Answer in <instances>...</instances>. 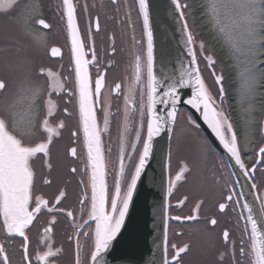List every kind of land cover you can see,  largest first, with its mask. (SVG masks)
Segmentation results:
<instances>
[{
    "label": "snow or ice",
    "instance_id": "6c2138e0",
    "mask_svg": "<svg viewBox=\"0 0 264 264\" xmlns=\"http://www.w3.org/2000/svg\"><path fill=\"white\" fill-rule=\"evenodd\" d=\"M116 3V0H112ZM178 19L182 23V32L185 37V50L190 57L188 66L181 65L180 77L170 84L164 81L168 78L161 76L158 78L155 73V57L153 45V31L150 24L149 0H138V14L142 17L143 32L147 37L146 52H141L134 56L135 80L137 84L144 83L142 76L146 73V92L139 93L136 98L135 91L132 95L123 94L124 117L125 120L135 122L136 114L139 116L140 129L146 124V138L142 137L141 131H135V142L125 140L131 135L128 124L123 126L120 138L119 171L114 173V192L110 191L108 176V161L105 159L103 148L102 129L98 121V111L103 112V131H107L110 125L109 112L111 109V88L106 82L107 69L99 66L101 64L96 52H91V58H87L85 44L81 39L80 30L77 26V4L74 0H62L61 18L66 17V25L71 37V54L74 62L73 81L71 87H66L68 77L51 68L41 67L37 73L36 81L27 79L22 82L13 98L0 104V232L5 234V240L11 243L14 238H21L20 243V264H59L63 255L62 246L54 243L53 226L56 224L54 213L65 212L61 201L65 198V192L59 194L51 200L36 192V172L35 160L39 157L44 160L45 165L51 170L50 145L62 135L65 129V120L61 119L57 113L60 110L58 103L53 99L54 95L66 93L68 101L75 100L78 107L79 128L72 132L73 137L82 136L83 144L86 147L87 160L85 162V175L87 180H81L84 184L85 192L80 201L81 216H86L83 223L78 227L88 225V229L76 234L74 264H105L104 253H106L112 242L120 232L125 217L128 213L129 205L132 201L133 193L136 189L137 181L140 179L145 164L152 154L153 140L165 126L174 124L177 117L176 105L179 103L178 88L191 87L192 96L184 101L191 105L201 115L205 123L219 139L220 144L227 151L230 157L239 166L240 173L246 178L245 184L241 185L249 188V194L254 195L260 191V187L254 180V168L247 167L238 147V138L233 131V126L229 123V118L222 108L224 102V87L221 84L222 75L215 72V84L221 85L219 88L220 105H217L216 97L213 96L206 85L201 74L195 48L196 37L190 29L186 10L187 3L181 0H172ZM20 0H0V15L13 14L20 8ZM206 15L216 24L220 25L221 13L228 10L229 13H240L239 20H233L236 26L243 25V43L246 44L248 53L253 55L255 60L264 63V0H205L202 6ZM130 18V13L128 14ZM44 28L50 25L43 19L38 21ZM95 29L100 31L99 20L95 23ZM224 31V27H220ZM91 29H89V32ZM37 39H39L37 37ZM133 39H135L133 37ZM239 51V45H234ZM205 50L201 42L200 53ZM115 51V48L112 49ZM257 53H259L257 55ZM53 57L60 56L61 50L57 47L51 48ZM208 67L215 65V60L211 56H204ZM90 66L95 69V77L90 72ZM111 67L109 62L108 68ZM259 64L254 65L251 71H259ZM43 81L40 83L39 81ZM109 88V96L105 97L103 89ZM115 92L119 95L122 92V85L117 83L114 86ZM8 92L7 82L0 80V98L5 97ZM161 93L159 99L157 94ZM145 95L147 101L145 102ZM63 99V97H60ZM40 101L42 109L36 111V103ZM163 105V113L157 109L156 105ZM63 113L67 117L71 115L68 108H63ZM131 113V115H130ZM188 122L195 125L191 116ZM171 131V128L168 129ZM226 133H231L230 137ZM137 144H141L142 151L138 152V163L135 164V171L129 178H125L126 166L124 164L126 149L137 152ZM111 150L109 149V152ZM259 152L264 154V147L259 148ZM42 154V155H41ZM70 155L77 157V148L70 149ZM255 163V162H254ZM71 171L76 173L77 168ZM188 171L187 166L181 168L174 180L170 181L168 189L171 194L176 182L185 178ZM125 180L127 190L122 193L121 181ZM43 183H51L49 179H43ZM235 192H230L226 199L233 205H239L240 201L234 200ZM240 196L245 193L241 191ZM187 197H185V200ZM255 199L260 200L259 196ZM182 204L183 201H180ZM203 201L196 203L192 215L184 217L186 220L198 219V213ZM225 203L219 204V209L223 212ZM243 208L247 210L246 223L241 233L239 241L230 239L228 231L223 232V241L226 251L220 254L218 264H224L225 256L229 257L231 264H264V200H261L259 212L254 215L253 207L249 203H244ZM235 208H233V211ZM41 214H52L47 222L48 226L43 228V233L35 246L29 238V231L34 226ZM67 217H74L72 211L66 212ZM244 219L243 216H241ZM180 220V216L171 217ZM89 221L95 222L94 230ZM209 223L213 226L217 224L216 219H211ZM250 225V233H249ZM85 236L91 241L87 251L84 252L79 241V236ZM71 239V237L69 238ZM174 254L171 262L167 257V225H165V259L164 264H182L181 256L189 250V245L179 246L172 244ZM83 253V255H82ZM0 264H13L7 251V244L0 243Z\"/></svg>",
    "mask_w": 264,
    "mask_h": 264
},
{
    "label": "flooded vegetation",
    "instance_id": "af4514ba",
    "mask_svg": "<svg viewBox=\"0 0 264 264\" xmlns=\"http://www.w3.org/2000/svg\"><path fill=\"white\" fill-rule=\"evenodd\" d=\"M74 3L77 4V26L85 44L87 58H91V52L94 50L101 61L99 66L107 69L106 82L111 88L109 129L103 131V112L98 111V121L102 129L105 159L108 161L107 183L110 191L114 192V173L119 171L120 138L124 124H128L131 132L125 140L134 143L135 131H141L142 137L146 138V124L141 130L138 113L135 122L126 121L123 113L124 93L132 95L135 91L138 100L139 93L147 91L146 73L142 76L144 83L137 84L134 68V56L142 51L146 52L143 23L138 14L136 0H116V3L112 0H74ZM20 5L21 7L13 14L0 15V80L6 81L8 85L7 95L0 98V104L12 99L18 86L25 80L31 79L35 82L41 67L62 73L64 77H68L66 87L72 86L74 62L66 17L61 18L62 0H20ZM40 19H43L50 27L44 28L38 23ZM97 19L100 24L99 32L95 29ZM89 29H91L90 32ZM52 47L59 48L61 55L53 57ZM113 48H115L114 52ZM197 56L201 74L209 90L216 97L218 105L221 103L218 95L221 85L215 84L212 73L223 76L221 84L225 91L222 108L237 135L244 164L255 169L254 180L260 187V191L256 192L255 196H259L260 200L249 194L248 186L241 188L246 178L242 176V179H236L224 158L211 146L204 134L186 125L187 112L181 111L171 144L170 181L174 180L181 168L187 166L188 171L184 179L176 182L169 198L167 257L171 262L174 254L171 247L173 243L179 246L188 244L189 250L181 256L182 264H218L220 254L226 251L223 232L228 231L230 239L236 241L241 239L247 217V210L243 208V204L249 203L252 206L251 203H253L259 212L261 200H264V154L259 152V148L264 147V99L254 103L253 110L250 103L244 101L241 104L238 82L237 96L233 101L229 96L230 85L225 65L221 64L207 47L203 55H200L197 50ZM204 56H211L215 60V65L208 67ZM109 62L110 68H108ZM90 72L95 77V69L92 66H90ZM117 83L122 85V92L119 95L114 90ZM261 88L263 91L264 85ZM109 90V88L103 89L105 97L109 96ZM61 96L63 99L60 98ZM53 99L61 110L57 115L65 120L66 127L62 130V135L50 145L48 160L52 165L51 170L47 168L44 160L39 157L35 160L36 192L50 200L58 195L59 191L65 192V198L61 201V205L57 206H62L65 212L54 213L56 224L53 226L51 235L55 245L62 246L64 250L59 264H74L76 234L88 229V225L78 227L83 223V219L87 218L82 217L80 211L82 207L80 201L85 192L81 180H87L84 172L87 154L82 136H72V132L79 128L78 107L75 100L69 102L66 93L54 95ZM144 99L146 102V95ZM65 107L71 113L67 117L62 111ZM41 109L42 104L38 100L36 111L40 112ZM182 124L185 128L181 127ZM72 147L77 148L75 158L70 155ZM141 149V144H137V152H132L130 148L126 149V157H131L130 160L127 158L124 160L126 179L134 173V166L139 159L138 152ZM72 168H77L78 171L73 173ZM43 179H49L51 183L45 185ZM121 188V194L126 192L125 180L121 181ZM241 191L245 193L244 196L239 195ZM230 192L236 193L233 199H238L239 205H233L226 199ZM185 197H187L186 200ZM180 201L183 203L181 204ZM201 201L203 203L198 213L199 218L183 219L194 214L195 204ZM220 203L226 204L223 212L219 209ZM233 208H235L234 211ZM67 211H72L74 217H67ZM51 215L41 214L38 222H33L34 226L29 231L32 246H35L40 239L43 228L48 226L47 222L51 219ZM174 216H180L181 219H171ZM211 219L217 220L215 226L209 223ZM89 224L94 230L95 222L89 221ZM79 241L83 251L86 252L91 241L83 235L79 236ZM0 243L7 244V251L13 264H20L21 238L16 237L8 243L5 240V234L0 232ZM224 264H231L227 255Z\"/></svg>",
    "mask_w": 264,
    "mask_h": 264
},
{
    "label": "water",
    "instance_id": "95a60500",
    "mask_svg": "<svg viewBox=\"0 0 264 264\" xmlns=\"http://www.w3.org/2000/svg\"><path fill=\"white\" fill-rule=\"evenodd\" d=\"M136 1L138 4V0ZM149 12L153 31L155 73L158 78L166 76L168 79L164 83L170 84L179 79L181 65L187 67L190 60L185 50L182 23L178 19L172 0H149ZM145 39L147 46L146 36ZM160 95L158 92L157 99ZM191 96V87L178 88L180 102L176 105L177 117L181 110L188 111L196 122L195 125H190L204 134L212 147L224 158L236 179H242L239 166L203 120L202 107L201 111H197L184 102ZM156 107L161 113L165 111L163 105L157 104ZM177 117L174 124L166 125L164 131L153 140L152 154L137 181L124 224L109 250L104 253L105 264H164L165 225L168 238V208L171 195L168 192L170 149ZM169 128L171 131H168ZM226 135L230 137L231 133ZM251 204L255 215L258 208Z\"/></svg>",
    "mask_w": 264,
    "mask_h": 264
},
{
    "label": "rangeland",
    "instance_id": "374dc122",
    "mask_svg": "<svg viewBox=\"0 0 264 264\" xmlns=\"http://www.w3.org/2000/svg\"><path fill=\"white\" fill-rule=\"evenodd\" d=\"M239 15L240 13L238 12L229 13L228 10H224L221 13L220 25H216L209 16H207V20L216 38L219 39V42L224 46L231 65L235 69L236 77L239 82L240 103L242 104L244 101L250 103L251 109L253 110V104L258 103L260 99H264V90H261V87L264 85V63L255 60L253 55L248 53V46L243 43L242 33L244 32V26H236L233 24V20H239ZM221 26L224 27V31L220 30ZM237 44L239 45V51L234 47V45ZM258 54L259 53H257V55ZM257 64L260 66L259 71H251L254 65ZM248 118H250V116ZM185 120L188 127L196 130L190 125L186 118ZM181 127L183 128L184 125L182 124Z\"/></svg>",
    "mask_w": 264,
    "mask_h": 264
},
{
    "label": "trees",
    "instance_id": "16d2710c",
    "mask_svg": "<svg viewBox=\"0 0 264 264\" xmlns=\"http://www.w3.org/2000/svg\"><path fill=\"white\" fill-rule=\"evenodd\" d=\"M189 4V13L191 16L192 26L198 38L202 40L207 48L211 50L218 58L219 62L225 67L227 66L226 74L229 80V96L235 101L236 89L238 85V79L234 67L231 65L228 55L224 46L216 38L215 34L210 28V23L207 20V15L202 6L205 4L204 0H187Z\"/></svg>",
    "mask_w": 264,
    "mask_h": 264
},
{
    "label": "bare ground",
    "instance_id": "6f19581e",
    "mask_svg": "<svg viewBox=\"0 0 264 264\" xmlns=\"http://www.w3.org/2000/svg\"><path fill=\"white\" fill-rule=\"evenodd\" d=\"M182 3H187L188 4V2H187V0H182L181 1ZM188 6H189V4H188ZM186 16H187V20H188V23H189V26H190V29H191V31L193 32V34H194V36L196 37V44H195V48H196V50H198V53L200 54V55H203V53H200V51H199V46H200V43L202 42L203 44H204V46H205V48L207 47V45H205V43L202 41V40H200V38H198V36H197V34L195 33V31H194V28H193V26H192V21H191V16H190V13H189V7H188V9L186 10ZM142 19V18H141ZM143 23V22H142ZM146 40V39H145ZM146 43V42H145ZM197 58H198V56H197ZM200 67V66H199ZM181 111H185V112H187V118L190 116L189 115V113H188V111H186V110H181ZM180 111V112H181ZM199 132H201V131H199ZM207 139V138H206ZM172 140H173V138H172ZM171 144H172V142H171ZM212 146V145H211ZM141 151H142V149H141ZM170 151H171V149H170ZM139 160V159H138Z\"/></svg>",
    "mask_w": 264,
    "mask_h": 264
}]
</instances>
